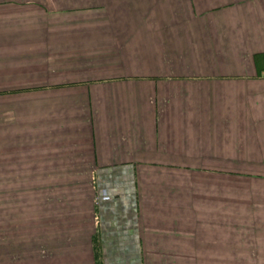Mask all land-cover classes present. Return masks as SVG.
I'll use <instances>...</instances> for the list:
<instances>
[{
  "label": "crops",
  "instance_id": "obj_1",
  "mask_svg": "<svg viewBox=\"0 0 264 264\" xmlns=\"http://www.w3.org/2000/svg\"><path fill=\"white\" fill-rule=\"evenodd\" d=\"M23 1L0 0V188L86 174L101 264H264V0Z\"/></svg>",
  "mask_w": 264,
  "mask_h": 264
},
{
  "label": "rangeland",
  "instance_id": "obj_2",
  "mask_svg": "<svg viewBox=\"0 0 264 264\" xmlns=\"http://www.w3.org/2000/svg\"><path fill=\"white\" fill-rule=\"evenodd\" d=\"M52 4L53 0L16 2L15 13L46 9L50 14ZM206 171L191 172L192 184L213 186L215 180H237L232 178L236 173ZM79 176L78 181L66 180L59 188L39 189L33 183L25 188L21 182L0 188V264H101L93 219L96 199L87 185L88 176ZM206 196H214V191L208 190ZM205 255L204 264H253L231 261L233 255L225 251L221 263H215L213 253Z\"/></svg>",
  "mask_w": 264,
  "mask_h": 264
}]
</instances>
